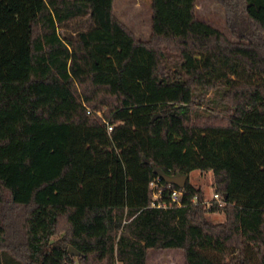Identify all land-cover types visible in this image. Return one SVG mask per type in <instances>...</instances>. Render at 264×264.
Wrapping results in <instances>:
<instances>
[{
	"label": "trees",
	"instance_id": "1",
	"mask_svg": "<svg viewBox=\"0 0 264 264\" xmlns=\"http://www.w3.org/2000/svg\"><path fill=\"white\" fill-rule=\"evenodd\" d=\"M219 2L233 39L151 0L142 41L114 0H0V264H264V0ZM194 171L222 206H153Z\"/></svg>",
	"mask_w": 264,
	"mask_h": 264
},
{
	"label": "rangeland",
	"instance_id": "2",
	"mask_svg": "<svg viewBox=\"0 0 264 264\" xmlns=\"http://www.w3.org/2000/svg\"><path fill=\"white\" fill-rule=\"evenodd\" d=\"M151 0H114L116 16L133 32L139 40L146 41L151 37ZM196 14L198 19L214 26L229 38L233 39L226 23L224 7L219 0H196ZM62 34L63 32L60 31ZM189 182L203 189L205 203L213 200L214 175L212 171L202 173L194 171L189 175ZM207 218L213 223L225 221L223 213H208ZM148 264H184L181 250H150Z\"/></svg>",
	"mask_w": 264,
	"mask_h": 264
},
{
	"label": "built area",
	"instance_id": "3",
	"mask_svg": "<svg viewBox=\"0 0 264 264\" xmlns=\"http://www.w3.org/2000/svg\"><path fill=\"white\" fill-rule=\"evenodd\" d=\"M88 113H90V111ZM109 131H112L111 126H109ZM160 182H161V178L159 177L157 180L151 183V189L153 191V196H154L153 206L158 208L160 207L168 208L173 206L181 207L183 193L177 188H172L171 185L165 187L161 185ZM166 190L168 191V198L170 203L159 201L160 198L163 197L164 191ZM213 200H215L220 206L223 205L222 199L219 194L215 193L213 196Z\"/></svg>",
	"mask_w": 264,
	"mask_h": 264
},
{
	"label": "water",
	"instance_id": "4",
	"mask_svg": "<svg viewBox=\"0 0 264 264\" xmlns=\"http://www.w3.org/2000/svg\"><path fill=\"white\" fill-rule=\"evenodd\" d=\"M157 118H158V116H154L153 119H152V121H155ZM160 178L162 180H164L169 185L176 186L179 189H184L185 186H186V183H187V181L189 179V176L188 175H185V174L171 176V175L162 173L160 175ZM69 253L71 255H73V256L79 255V253L76 250H74L72 247H69Z\"/></svg>",
	"mask_w": 264,
	"mask_h": 264
},
{
	"label": "crops",
	"instance_id": "5",
	"mask_svg": "<svg viewBox=\"0 0 264 264\" xmlns=\"http://www.w3.org/2000/svg\"><path fill=\"white\" fill-rule=\"evenodd\" d=\"M114 13H115V10H114ZM116 15V14H115Z\"/></svg>",
	"mask_w": 264,
	"mask_h": 264
}]
</instances>
